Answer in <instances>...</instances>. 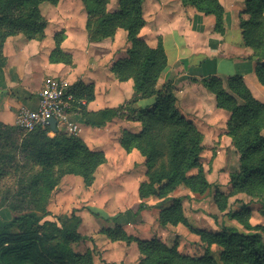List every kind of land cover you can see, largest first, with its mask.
Here are the masks:
<instances>
[{
  "label": "trees",
  "instance_id": "trees-1",
  "mask_svg": "<svg viewBox=\"0 0 264 264\" xmlns=\"http://www.w3.org/2000/svg\"><path fill=\"white\" fill-rule=\"evenodd\" d=\"M60 0H0V69L6 65L3 45L7 38L22 35L26 40H43L47 20L40 11L44 3L56 6ZM244 8L239 14V30L243 47L251 49L249 58L255 63L254 74L264 88V0H242ZM87 15L86 33L89 43L113 39L117 30L126 33L129 44L126 57L111 66L118 82L133 83V96L128 102L112 109L88 111L86 106L94 99L93 85L73 84L77 100L74 110L87 126L100 128L115 118L140 124L138 133L122 130L118 139L120 147L129 154L136 150L145 161L146 179L139 184L140 202L113 217L102 218V211L87 208L97 219L112 221L114 228L99 231L111 242L135 243L139 253L137 264H264V225L250 223L252 210L249 203L228 209L231 193H243L252 204H258L264 215V103L257 101L240 75L226 80L216 76L203 78L200 83L215 98L216 108L226 111L229 120L226 135L238 155L239 167L229 174L230 192L224 194L207 180V171L201 163L204 151L203 134L185 118L176 106L174 88L159 85L167 67V56L159 39L150 47L140 36L146 21L143 17L144 0H118V9L107 11L109 0H81ZM183 7L214 18L213 31L225 34L224 9L219 0H180ZM246 17V18H244ZM64 33L53 36L54 49L51 63L71 65V57L62 52L60 45ZM139 101L142 106L134 107ZM49 127H37L24 132L17 126L0 123V149L15 147L20 159L29 160L39 168L26 186L19 184L7 207L13 219L0 226V264H94L93 252L75 253L71 245L83 241L93 242L78 232L80 217L73 212L60 218L47 210L52 192L65 176L79 177L85 189L95 182V173L106 163L103 152L91 151L79 138L57 130L50 134ZM19 142L13 140L14 134ZM9 158L0 155V160ZM182 187L183 190H179ZM212 193L220 213L221 222L209 216L200 204ZM154 197L153 207L158 213L160 226L182 225L196 235L204 253L190 256L180 253L178 244L165 245L161 240H139L123 230L127 224L140 220V213L148 209L146 200ZM201 197V198H199ZM194 212L206 217L212 231L193 228L187 221L183 202ZM235 221L240 227L232 224ZM220 249L215 259L210 248Z\"/></svg>",
  "mask_w": 264,
  "mask_h": 264
},
{
  "label": "crops",
  "instance_id": "crops-1",
  "mask_svg": "<svg viewBox=\"0 0 264 264\" xmlns=\"http://www.w3.org/2000/svg\"><path fill=\"white\" fill-rule=\"evenodd\" d=\"M117 1L109 0L107 10L116 11ZM219 2L224 9L223 36L213 31L212 16H204L193 8L183 7L180 0H144L143 17L146 25L140 36L150 47L157 45L158 38L162 41L167 56V67L158 83L160 86L170 84L174 88L178 110L203 134L204 151L201 163L207 153L206 150H209L210 155L209 166L206 167L202 163L204 170L207 171V180L219 185V190L226 193L230 188L229 174L237 171L239 167L238 155L231 144V139L226 135L229 114L216 108L214 96L203 87L200 80L210 76L226 80L230 76L240 75L253 97L261 103H264V88L255 77V63L249 59L252 55L251 49L241 45L239 14L244 8L243 1L219 0ZM40 11L47 20L43 40L29 41L22 35H17L7 38L3 45L6 65L0 69V123L14 126L15 115L19 109H36L38 92L47 77H62L72 84L76 82L92 84L94 99L86 106L91 112L117 108L135 96L132 81L118 82L110 71L114 62L126 57L129 44L123 30H117L113 39L89 43L85 29L87 15L81 0H60L56 6L44 3L40 6ZM61 31L65 38L60 49L71 57V65L49 61L54 49L53 36ZM119 41L123 43L121 46ZM122 47L124 50L118 55L117 51ZM143 103L145 102L139 101L134 107H140ZM68 120L79 127L77 138L91 151L103 152L106 157V163L95 173V182L88 188L90 192L100 194L112 184L117 189H124L127 185V191L134 194L135 199L132 202L108 217H113L139 203L138 187L146 179L145 161L136 150L129 154L125 153L118 139L122 130L138 133L141 129L140 124L115 118L103 127L95 128L87 126L78 114H70ZM123 168H127L126 174L121 173ZM99 178L102 184L98 183ZM71 179L79 181V177L65 176L58 187ZM124 180H127V184L123 182ZM117 182L119 184H116ZM156 202L157 199L154 197L147 199L146 203L151 207L140 213V220L135 224L123 226L127 235L139 240L158 239L169 247L176 242L177 236L180 241L182 236L185 239L193 236L180 224L160 226L157 218L161 207H153ZM186 204L187 201H184V214L190 224L199 213L187 212ZM47 210L51 213L50 199ZM1 212L4 214L3 217L7 218L6 223L0 225L4 226L12 221L13 215L7 207L1 208L0 214ZM106 224L110 225L108 228L115 226L112 223ZM80 228L81 225L78 231ZM105 228L107 227H98V233ZM142 235L148 238L141 239ZM102 237L106 239L105 245L123 243L111 242L104 235ZM123 244L127 245V254L131 252L139 255L135 243Z\"/></svg>",
  "mask_w": 264,
  "mask_h": 264
},
{
  "label": "rangeland",
  "instance_id": "rangeland-1",
  "mask_svg": "<svg viewBox=\"0 0 264 264\" xmlns=\"http://www.w3.org/2000/svg\"><path fill=\"white\" fill-rule=\"evenodd\" d=\"M42 12L46 13L45 11ZM122 44L123 43H120L119 41V45L121 46ZM123 50L124 47L119 49V51H117V53H119L118 55H120ZM61 130L59 131L62 132ZM21 135L23 136L24 134H14L13 140L19 142ZM206 151L207 153H205L202 163L208 167V156L210 155L209 150ZM5 154H8L9 158L0 160V209L3 208L5 204H9L6 202L8 200L11 201V195L14 194L19 184L26 186L30 179L39 172V168L29 160H23L21 157L19 159L15 147H11V145H9L5 149L1 148L0 155ZM104 170L105 172L107 171L106 169ZM123 172L126 174L127 168H123L121 173ZM78 180L79 181H77V179H71L64 181L61 186L55 190L53 196L50 198L51 214H54V216L60 218H64L70 216L73 212L81 219V228L78 232L85 237L90 236L93 239V242L83 241L77 244H72V250L77 254H84L87 250L92 251L94 256V264H137L139 255L131 254V252L127 254V245H124L123 243L113 245H108V243H106L105 245L106 239L102 237L100 233H98V227L108 228L110 225H107L106 223H112L113 225L114 223L112 221L106 222L103 219H97L87 211V208L99 209L102 211V218H105L106 216L113 214L114 211L119 209L121 210L126 207L130 202L133 201V199H135L134 194H132L130 191H127V185L124 189H117L112 184L108 185L107 188H105L100 194H97L95 191L91 193L90 189H85L83 187L81 179L79 178ZM98 181L100 184L103 183L100 178ZM123 182L127 184V180H124ZM116 184L119 183L117 182ZM215 185L219 190V185ZM179 189H182V187ZM229 192L230 188L224 194H228ZM208 197L209 198L203 201L200 205L205 208L209 216H215L217 219V224H220L222 213L218 211L212 198V193ZM250 200V197L243 193H231L228 199V209L236 211L237 208L241 207L243 201L245 203H249V207L252 210V216L250 219L251 225H264V215H261L259 205L252 204ZM185 209L189 213L194 212L188 203L186 204ZM3 215L4 214L1 212L0 225L6 223L7 221V218L3 217ZM232 222L233 224L239 226L235 221ZM190 224L193 228L213 230V226L209 223L208 219L200 213L197 214L193 220H191ZM193 236L189 239H185L182 236L181 241L178 239V236L176 237L175 241L178 244L179 252L190 256L203 255L204 246L198 242L199 238L196 235ZM140 238L145 239L148 238V236L142 235ZM210 253L215 259H218L220 249L216 246H212L210 248Z\"/></svg>",
  "mask_w": 264,
  "mask_h": 264
},
{
  "label": "built area",
  "instance_id": "built-area-1",
  "mask_svg": "<svg viewBox=\"0 0 264 264\" xmlns=\"http://www.w3.org/2000/svg\"><path fill=\"white\" fill-rule=\"evenodd\" d=\"M72 86V83L62 77L45 78L38 92L36 109H19L15 115V126L24 132H30L37 127L50 128L49 121L54 119L57 130L62 129L68 136L76 137L80 129L68 120V116L77 114L75 105H84L85 102L75 98Z\"/></svg>",
  "mask_w": 264,
  "mask_h": 264
},
{
  "label": "water",
  "instance_id": "water-1",
  "mask_svg": "<svg viewBox=\"0 0 264 264\" xmlns=\"http://www.w3.org/2000/svg\"><path fill=\"white\" fill-rule=\"evenodd\" d=\"M135 95V94H134ZM49 125H50V129H51V132L52 133H56L57 132V129H56V122L54 119H51L49 121Z\"/></svg>",
  "mask_w": 264,
  "mask_h": 264
}]
</instances>
